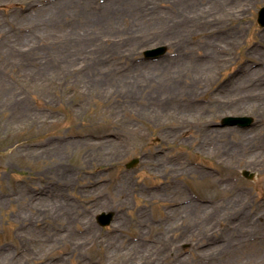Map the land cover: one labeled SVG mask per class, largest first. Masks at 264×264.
Listing matches in <instances>:
<instances>
[{"label": "rangeland", "instance_id": "obj_1", "mask_svg": "<svg viewBox=\"0 0 264 264\" xmlns=\"http://www.w3.org/2000/svg\"><path fill=\"white\" fill-rule=\"evenodd\" d=\"M262 6L0 0V264H264Z\"/></svg>", "mask_w": 264, "mask_h": 264}, {"label": "bare ground", "instance_id": "obj_2", "mask_svg": "<svg viewBox=\"0 0 264 264\" xmlns=\"http://www.w3.org/2000/svg\"><path fill=\"white\" fill-rule=\"evenodd\" d=\"M174 68H176V67H174ZM216 133H218V132H215V131H212V130H209V131H208L209 137H210V136L214 137V135H215ZM246 139H247V138H246ZM241 140L245 142V140H243V139H241ZM87 144H88V142H86V143L84 144V146L86 147ZM59 147H60V146H59ZM59 147H57V148H59ZM57 148L54 150V152L58 154ZM216 150H217V149H216ZM54 152H53V153H54ZM229 156L232 157L231 155H229ZM236 198H240L241 200H243V197H242L241 195H237ZM225 204H226V205L228 204V200L226 201ZM263 205H264V204H263ZM54 206H55V205H53V207H54ZM68 206H69V205H68ZM68 206H67V204H65V205H59V208L62 209V210H65L66 207L68 208ZM65 213H66L67 216H69V208H68V210H67Z\"/></svg>", "mask_w": 264, "mask_h": 264}, {"label": "water", "instance_id": "obj_3", "mask_svg": "<svg viewBox=\"0 0 264 264\" xmlns=\"http://www.w3.org/2000/svg\"><path fill=\"white\" fill-rule=\"evenodd\" d=\"M154 54V53H153Z\"/></svg>", "mask_w": 264, "mask_h": 264}]
</instances>
